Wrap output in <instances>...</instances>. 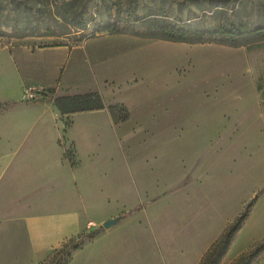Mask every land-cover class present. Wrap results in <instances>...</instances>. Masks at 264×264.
Segmentation results:
<instances>
[{"label": "rangeland", "instance_id": "rangeland-1", "mask_svg": "<svg viewBox=\"0 0 264 264\" xmlns=\"http://www.w3.org/2000/svg\"><path fill=\"white\" fill-rule=\"evenodd\" d=\"M136 17L208 32L240 26L243 35L233 43L207 33L193 44L115 35L128 48L96 68L94 92L127 119L107 128L105 114L79 116L60 129L79 153L65 136L60 146L105 188L95 218L114 211L119 223L85 224L62 244L81 241L68 264H198L255 199L221 262L230 264L264 240V0H0V35L8 43L48 26V36L26 37L75 46ZM71 119L61 118L67 127ZM253 264H264V251Z\"/></svg>", "mask_w": 264, "mask_h": 264}, {"label": "crops", "instance_id": "crops-1", "mask_svg": "<svg viewBox=\"0 0 264 264\" xmlns=\"http://www.w3.org/2000/svg\"><path fill=\"white\" fill-rule=\"evenodd\" d=\"M116 37L101 36L77 46L41 43L37 37L8 43L0 38V104L5 105L0 111V264H37L81 233L85 224L113 218L114 211L101 218L92 214L108 205L105 188H95L81 162L75 167L65 162L60 146L75 118L105 114L108 128L113 124L109 112L71 115L65 127L52 102H23L22 92L27 87L49 89L56 96L98 91L103 80L96 68L128 48ZM65 139L79 153L75 141Z\"/></svg>", "mask_w": 264, "mask_h": 264}, {"label": "trees", "instance_id": "trees-1", "mask_svg": "<svg viewBox=\"0 0 264 264\" xmlns=\"http://www.w3.org/2000/svg\"><path fill=\"white\" fill-rule=\"evenodd\" d=\"M66 20H69L66 18ZM69 26L75 27V29L83 30L84 25L81 23L77 27L73 20L68 24ZM139 29H136V26ZM31 26V25H30ZM25 27L23 31L15 38H23L26 36H48L50 34L49 27L46 26V30L43 33L38 31L37 25L35 27ZM260 31L261 29H257ZM28 31V32H27ZM26 32V33H25ZM99 33H108L111 35H121L129 32L132 36L147 38V39H162L171 42L180 43H200L202 42L204 36L207 33H218L223 38L235 43L237 39L241 38L243 35L241 27L231 26L228 29L223 27L213 31H203L200 29L192 28L187 25L178 27L168 22L159 21L157 19H152L149 17H136L134 22H130L127 19L117 20L114 23L107 24L101 27L98 31ZM62 34H69L65 32ZM1 38V35H0ZM2 39V38H1ZM81 41H77L75 46L80 45ZM42 100L51 101L53 106L59 112L61 118H68L71 115L82 113V112H92L100 111L106 109V106L96 92H89L84 94L67 95V96H56L54 91L45 90L41 97ZM5 105L0 104V111L4 109ZM109 114L112 118L113 123L118 121H125L127 118L125 111L122 107L109 106ZM65 127L67 124L65 123ZM66 152L64 153V158ZM255 199H253L243 210V212L231 223L229 224L224 232L217 238L207 249L203 257L201 258L199 264H221L224 256L226 255L229 246L231 245L236 233L241 229L244 221L246 220L249 210L253 205ZM92 235L89 233L85 235V238L91 239ZM81 245V241L69 240L67 243L62 245L61 248L54 251L51 255L47 264H68L70 261L69 251L77 250ZM264 251V240L256 244L251 250L238 256L230 264H253L254 260Z\"/></svg>", "mask_w": 264, "mask_h": 264}, {"label": "built area", "instance_id": "built-area-1", "mask_svg": "<svg viewBox=\"0 0 264 264\" xmlns=\"http://www.w3.org/2000/svg\"><path fill=\"white\" fill-rule=\"evenodd\" d=\"M44 91L45 90L40 87H27L22 92V100L35 101L41 97Z\"/></svg>", "mask_w": 264, "mask_h": 264}, {"label": "water", "instance_id": "water-1", "mask_svg": "<svg viewBox=\"0 0 264 264\" xmlns=\"http://www.w3.org/2000/svg\"><path fill=\"white\" fill-rule=\"evenodd\" d=\"M117 221H118L117 218H115V219H111V220H108V221L102 223V227H103L104 229H107V228H109L110 226L114 225Z\"/></svg>", "mask_w": 264, "mask_h": 264}]
</instances>
